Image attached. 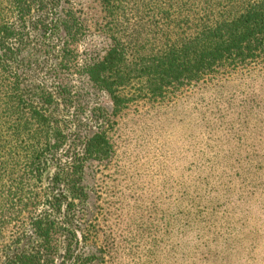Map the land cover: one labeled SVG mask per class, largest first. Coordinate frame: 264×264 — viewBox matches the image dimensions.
Masks as SVG:
<instances>
[{
  "label": "rangeland",
  "instance_id": "obj_1",
  "mask_svg": "<svg viewBox=\"0 0 264 264\" xmlns=\"http://www.w3.org/2000/svg\"><path fill=\"white\" fill-rule=\"evenodd\" d=\"M149 1L26 0L24 24L12 18L21 46L11 71L59 148L40 202L5 231L0 264L35 249L32 221L42 216L59 229L42 264H264V57L160 96L140 78L113 95L86 74L118 44L127 59L136 48L155 55ZM100 131L107 146L88 159Z\"/></svg>",
  "mask_w": 264,
  "mask_h": 264
},
{
  "label": "trees",
  "instance_id": "obj_2",
  "mask_svg": "<svg viewBox=\"0 0 264 264\" xmlns=\"http://www.w3.org/2000/svg\"><path fill=\"white\" fill-rule=\"evenodd\" d=\"M149 2V18L154 20L149 25L158 31L155 55L144 57L136 48L127 59L126 49L115 45L86 69L98 89L114 95L118 88L140 78L146 90L160 96L167 88L216 73L226 65L264 57V0ZM16 13L23 25L29 13L26 0H0V242L5 231L40 202L39 184L47 157L59 148L47 116L33 103L24 101L18 79L11 71V59L21 46V33L15 32L11 24ZM16 38L19 49L15 50L11 41ZM105 146L100 131L88 139L84 153L88 159L98 160ZM75 166L62 170L65 180L76 174ZM73 193L82 196L79 184ZM54 224L43 216L33 220L35 249L17 252L3 264H42L41 256L58 250L55 236L59 229Z\"/></svg>",
  "mask_w": 264,
  "mask_h": 264
}]
</instances>
